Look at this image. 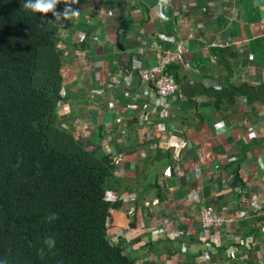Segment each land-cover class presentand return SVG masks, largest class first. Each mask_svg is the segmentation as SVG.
Returning <instances> with one entry per match:
<instances>
[{"label":"crops","instance_id":"0c3cea01","mask_svg":"<svg viewBox=\"0 0 264 264\" xmlns=\"http://www.w3.org/2000/svg\"><path fill=\"white\" fill-rule=\"evenodd\" d=\"M77 1L78 16L60 30L61 107L67 128L89 123L84 144L118 162L114 198L123 205L109 236H123L130 217L124 238L138 264H264V95L216 109L210 92H264V0ZM91 33L97 41H77ZM177 46L188 52L169 67L179 92L166 101L137 69ZM205 205L233 222L204 231L196 210ZM162 228L181 236L169 240Z\"/></svg>","mask_w":264,"mask_h":264},{"label":"trees","instance_id":"16d2710c","mask_svg":"<svg viewBox=\"0 0 264 264\" xmlns=\"http://www.w3.org/2000/svg\"><path fill=\"white\" fill-rule=\"evenodd\" d=\"M25 2L0 0V258L7 264H138L124 238L134 219L128 217L129 229L116 241L109 236L112 212L123 205L114 198L118 178L111 156L88 151L58 115L67 96L61 28L52 24L51 12L33 14ZM65 2L73 10L79 5L61 0L56 11L63 12ZM228 86L210 90L216 109L264 95ZM48 214L57 219L49 223ZM48 235L56 247L41 257Z\"/></svg>","mask_w":264,"mask_h":264},{"label":"built area","instance_id":"2783aa9c","mask_svg":"<svg viewBox=\"0 0 264 264\" xmlns=\"http://www.w3.org/2000/svg\"><path fill=\"white\" fill-rule=\"evenodd\" d=\"M216 45V44H215ZM188 50L182 46H177L175 50H165L158 55H156L155 61L149 65L148 67H139L137 69V75L140 78V80L153 87L156 95L162 99V100H169L173 98L177 92H179V86L173 77V75L169 74L168 68L172 65H180L184 63L185 57L187 54ZM248 59L250 61H253V56H248ZM122 71L124 74H129L131 75L133 71L131 70H124L122 68ZM134 73V72H133ZM116 81V82H115ZM121 81L114 80L113 81V86H119ZM241 101L246 104L247 99L246 98H241ZM75 126L76 131L74 134L80 139L83 138V136L88 138L89 130H90V125L87 122L79 121L75 122L73 124ZM174 148L182 151V149L185 148L184 144H177L174 145ZM118 162H116L114 165L116 166ZM258 198V197H256ZM148 203H145V206H148ZM185 205L186 207L191 210L195 211L194 206L196 205L195 203V195L193 194H188L185 197ZM196 215L199 217L200 221V226L204 231H209V230H219L221 229L227 222H233L232 219L229 218L226 219L224 216H220L216 213V210L213 206L210 205H205L204 207H201L200 209L196 210ZM181 235L179 232L175 238H178ZM244 246L249 248L251 245L249 239L244 241L242 243ZM205 259H208V255L204 254ZM230 258L235 257V253L231 252L230 253Z\"/></svg>","mask_w":264,"mask_h":264},{"label":"clouds","instance_id":"9594fccd","mask_svg":"<svg viewBox=\"0 0 264 264\" xmlns=\"http://www.w3.org/2000/svg\"><path fill=\"white\" fill-rule=\"evenodd\" d=\"M60 2H61V0H26V2L23 4V7L33 14H47V13L51 12L52 16L55 18V21L52 24L56 25L58 28H62L63 25H62V23H60L62 21V19L63 20H71L73 17H75L77 15V12L75 10H73L71 7V4L67 3V2H65L66 7L64 8L63 12L56 11L57 5ZM42 18H45V17H42ZM81 38L85 39L86 35H82ZM86 41H87L86 39L85 40H79V43H82V42L85 43ZM74 123L75 122H73V124ZM63 128L65 130H67L68 132H70L66 126H63ZM70 133L75 135L72 132H70ZM79 140L84 143V139H79ZM149 205L145 206V203H144V206L147 208L149 207ZM56 219H57V216L55 214H48L46 216V220L49 223L54 222ZM166 229L167 228H162L160 230L158 229L156 231V233L165 234V236L169 240L175 241L177 238L172 236L173 232L170 233V231H168V229L166 231ZM56 243H57V241H56V238L54 235L46 236L43 239V247L39 249V255L41 257H43L45 255V250H47V252H52L56 247ZM208 259H206V260H208ZM0 264H7V261L4 260L3 258H0Z\"/></svg>","mask_w":264,"mask_h":264},{"label":"rangeland","instance_id":"374dc122","mask_svg":"<svg viewBox=\"0 0 264 264\" xmlns=\"http://www.w3.org/2000/svg\"><path fill=\"white\" fill-rule=\"evenodd\" d=\"M79 28H81V27H79ZM82 35L83 34H81L80 36H79V38L77 39V41L79 42V40H87V41H90L91 39L92 40H94V41H97L98 39H96V37H93L92 36V33L89 35V37L87 36L85 39H83V38H81L82 37ZM91 38V39H90ZM86 41V42H87ZM249 60V59H248ZM250 61V60H249ZM58 115H59V118H60V120L62 121V124H65L64 123V118H65V114H64V110H63V107H61V105H60V108H58ZM75 122H78V120L77 121H75ZM68 125V124H67ZM72 126V127H71ZM68 130L70 131V132H72V133H74L75 131H76V128H75V126H73V123L72 124H70V125H68ZM90 136V135H89ZM79 137V136H78ZM80 139H86V137L85 136H83V138H80ZM87 150L89 151V150H92L91 149V147H89L88 146V148H87ZM115 167V166H114ZM124 200L125 201H128V202H130V201H133L134 199H132L131 198V196H126V197H124ZM196 200V199H195ZM184 202H185V200H184ZM146 203V202H145ZM148 203V202H147ZM197 204L198 203H196V207H197ZM126 208V210L125 211H123V213L124 214H131L132 215V211H131V209L129 208L128 209V207H125ZM130 233V232H129ZM179 233V231H176V230H173V234H172V236L173 237H176V235ZM115 240V239H114ZM232 247H230V249H231ZM236 248V247H235Z\"/></svg>","mask_w":264,"mask_h":264}]
</instances>
